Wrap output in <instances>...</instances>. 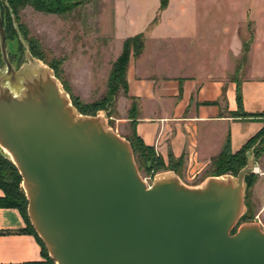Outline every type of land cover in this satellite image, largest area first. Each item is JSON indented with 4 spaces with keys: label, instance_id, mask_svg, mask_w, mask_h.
Masks as SVG:
<instances>
[{
    "label": "water",
    "instance_id": "water-1",
    "mask_svg": "<svg viewBox=\"0 0 264 264\" xmlns=\"http://www.w3.org/2000/svg\"><path fill=\"white\" fill-rule=\"evenodd\" d=\"M0 44V148L55 264H264L262 227L233 233L253 157L236 177L189 187L169 172L149 186L131 143L101 115L77 112L50 70L31 54L34 72L14 70L1 13Z\"/></svg>",
    "mask_w": 264,
    "mask_h": 264
},
{
    "label": "crops",
    "instance_id": "crops-1",
    "mask_svg": "<svg viewBox=\"0 0 264 264\" xmlns=\"http://www.w3.org/2000/svg\"><path fill=\"white\" fill-rule=\"evenodd\" d=\"M102 1L120 50L144 38L126 71L124 109L135 113L127 121L138 139L166 165L173 157L185 174L191 163L204 168L227 145L236 154L264 130V0H167L164 9L162 0ZM240 109L252 117H235ZM256 165L264 181V154ZM255 194L264 200V191ZM44 260L20 211L0 208V264Z\"/></svg>",
    "mask_w": 264,
    "mask_h": 264
},
{
    "label": "rangeland",
    "instance_id": "rangeland-1",
    "mask_svg": "<svg viewBox=\"0 0 264 264\" xmlns=\"http://www.w3.org/2000/svg\"><path fill=\"white\" fill-rule=\"evenodd\" d=\"M71 1L77 5L71 12L63 15L37 12L30 6L15 13L11 10L10 15L4 9L2 17L7 34L8 58L16 72L28 70L34 72L28 56L31 54L38 66L52 72L77 112L85 116L101 115L112 130L128 140L127 138L132 135V122L127 119H133L135 113H127L124 109L126 95L120 79L115 82L114 94H111L112 91L109 89L113 64L122 54V50L113 37L111 7L104 4L102 0ZM4 4L5 2L1 0L0 5L3 7ZM223 10L225 16L230 15L225 5ZM251 42V38L246 39V43L251 44ZM6 71L0 44V74H5ZM7 85L10 86V83L8 82ZM133 107H136L135 102ZM263 154L264 143L260 146V142H257L247 152L246 165L243 168L252 157L257 166L256 163ZM134 157L141 177L149 186H152L160 175L169 172L178 175L187 186L198 187L211 177H236L243 169L234 166L233 171H224V174L215 176L212 161L204 168L197 167V163H191L185 174L183 165L170 167L169 163L157 170L152 168L151 163L138 161L135 154ZM0 162L3 163L2 171L8 174H11V170L7 162L16 167L11 156L1 148ZM252 175L257 177L255 181L252 180ZM252 175L248 176L249 181L246 179L244 214L233 233L246 224L260 225L264 230L262 211L264 200L260 201L255 194L256 189L264 191V181L261 180L260 172ZM22 182L23 179L19 181L15 176L8 178L5 182L18 185V187L10 188L14 192L13 197L18 201L22 199L19 194L22 193L26 197ZM0 190L5 196V191L1 188ZM260 212L261 216L258 215Z\"/></svg>",
    "mask_w": 264,
    "mask_h": 264
},
{
    "label": "trees",
    "instance_id": "trees-1",
    "mask_svg": "<svg viewBox=\"0 0 264 264\" xmlns=\"http://www.w3.org/2000/svg\"><path fill=\"white\" fill-rule=\"evenodd\" d=\"M1 1V0H0ZM5 2L3 7L0 5V13L1 16L3 14L4 9L8 12V15H10L11 10L15 13L18 10H21L25 8L26 6L32 7L37 12H42L45 14L50 15H63L66 13H69L73 10V8L77 5V3L72 2L71 0H2ZM168 4L167 0H162V9L166 8ZM3 19V17H2ZM7 37V34H6ZM249 43H246L244 45L245 49V55L249 51ZM144 49V38L143 36H138L135 38L128 39L124 42L123 45V51L120 57L117 59V61L113 64L112 73H111V79H110V85L109 89L112 91L111 94H114L116 92V84L115 82L120 79L121 85L124 90V93L126 97H128L127 94V83H126V71L128 68V64L130 61V58L138 57ZM241 92L238 90V104L241 108ZM235 117L239 118H249L252 117V115H249L245 112H243L241 109L238 111V113L234 114ZM134 150V154L136 156V159L138 161H144L146 163H151L153 169L159 170L160 168H164V161L161 157L157 156L155 151L145 146L137 137L135 132V126L134 123H132V135L131 137L127 138ZM260 142V146L264 143V130H262L260 133H258L254 138H252L239 152L236 154H232L229 145L226 146V148L222 151V153L213 159V167L215 169L214 175L219 176L224 174V171H233L234 166L243 168L246 165V154L247 152L257 143ZM169 166L173 167V165L181 166L182 160H175L173 157H170ZM3 163L0 162V188L5 191V196L0 197V208H15L20 211L23 218L25 219L29 231L36 235L41 247L42 251L45 256V260L43 262H33V263H26V264H55L54 261L50 258L49 253L46 249V246L44 245L41 238H39L38 234L34 230L29 217L27 213L28 203L27 199L24 194H19V196L22 198L21 201H18V199H15L13 197L14 192L10 188L12 187H18L16 184L12 183H5L8 178L15 176L16 179L19 181H22V178L19 174V170L10 162H7V165L9 169L11 170V174H8V172L2 171V165ZM176 169V168H175ZM17 175H14V174ZM250 177H246V179L249 181ZM252 180H256L257 177L255 175H252ZM11 180V179H10ZM16 181V180H15ZM17 183V181H16ZM249 186V183H248ZM248 198V197H246ZM247 206L249 209V203L247 202Z\"/></svg>",
    "mask_w": 264,
    "mask_h": 264
},
{
    "label": "bare ground",
    "instance_id": "bare-ground-1",
    "mask_svg": "<svg viewBox=\"0 0 264 264\" xmlns=\"http://www.w3.org/2000/svg\"><path fill=\"white\" fill-rule=\"evenodd\" d=\"M61 90H62V89H61ZM7 154L10 155L8 152H7ZM256 171H257V169H256Z\"/></svg>",
    "mask_w": 264,
    "mask_h": 264
}]
</instances>
